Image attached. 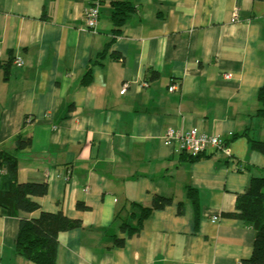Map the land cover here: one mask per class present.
Here are the masks:
<instances>
[{
	"label": "crops",
	"instance_id": "0c3cea01",
	"mask_svg": "<svg viewBox=\"0 0 264 264\" xmlns=\"http://www.w3.org/2000/svg\"><path fill=\"white\" fill-rule=\"evenodd\" d=\"M90 1L0 0V153L31 137L17 181L46 184L40 208L80 223L59 233L55 264L243 262L255 232L228 214L264 173L249 141H264V0H102L86 29ZM116 2L131 10L120 26ZM192 127L230 155L163 144ZM156 196L172 204L139 221ZM36 215L0 214V264H32L14 241Z\"/></svg>",
	"mask_w": 264,
	"mask_h": 264
},
{
	"label": "trees",
	"instance_id": "16d2710c",
	"mask_svg": "<svg viewBox=\"0 0 264 264\" xmlns=\"http://www.w3.org/2000/svg\"><path fill=\"white\" fill-rule=\"evenodd\" d=\"M114 5L113 21L116 26H120L131 10L127 4L122 2H116ZM257 98L260 104L257 114L264 122V84L258 90ZM249 141L252 149L264 155V141L254 139ZM30 144L31 137L18 134L13 139V150L0 153V214L11 217L19 213H37L30 219L20 218L14 241L16 253L32 264H55L59 233L78 228L80 223L69 219L61 211L50 212L40 208L37 199L47 195L46 184L17 181L16 153L29 148ZM171 204L170 198L154 197L149 207H140L139 221H142L152 211L163 210ZM76 209L85 211L87 207L79 202L76 204ZM182 209L183 207L179 205L180 213ZM228 216L243 221L255 232L252 253L243 263L264 264V173L250 180L244 193L236 198L235 212ZM121 229L127 231L128 236L138 230L129 225H122ZM123 243V240H116V245L122 246Z\"/></svg>",
	"mask_w": 264,
	"mask_h": 264
},
{
	"label": "built area",
	"instance_id": "2783aa9c",
	"mask_svg": "<svg viewBox=\"0 0 264 264\" xmlns=\"http://www.w3.org/2000/svg\"><path fill=\"white\" fill-rule=\"evenodd\" d=\"M102 0H91L85 9L84 23L86 29H94L98 23L99 18V6ZM23 65L22 60L16 61V66L21 67ZM229 73L224 74L225 78H229ZM148 83H141V87H147ZM175 85L171 84L168 87V93L175 90ZM127 91V84L121 86L119 94L123 95ZM163 144L165 146L174 145L176 150L182 153H186L195 157L206 152L208 149L215 151H222L226 155H230V149L227 143L219 135L208 134L199 130L197 127H192L188 130L181 129H168L163 135ZM217 218L212 219V223H216ZM239 264H245L240 262Z\"/></svg>",
	"mask_w": 264,
	"mask_h": 264
}]
</instances>
